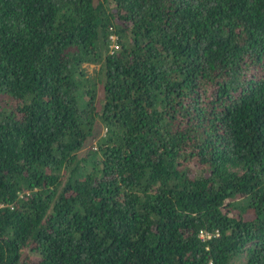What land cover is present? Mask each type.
<instances>
[{"label": "trees", "instance_id": "obj_1", "mask_svg": "<svg viewBox=\"0 0 264 264\" xmlns=\"http://www.w3.org/2000/svg\"><path fill=\"white\" fill-rule=\"evenodd\" d=\"M239 260L264 264V0H0V264Z\"/></svg>", "mask_w": 264, "mask_h": 264}, {"label": "rangeland", "instance_id": "obj_2", "mask_svg": "<svg viewBox=\"0 0 264 264\" xmlns=\"http://www.w3.org/2000/svg\"><path fill=\"white\" fill-rule=\"evenodd\" d=\"M95 68L97 69L98 67L97 66L94 67L93 65H87V69L89 72H92L93 69H95ZM91 143H92V141H90L87 145H90ZM242 263H243L242 260L237 261V264H242Z\"/></svg>", "mask_w": 264, "mask_h": 264}, {"label": "built area", "instance_id": "obj_3", "mask_svg": "<svg viewBox=\"0 0 264 264\" xmlns=\"http://www.w3.org/2000/svg\"><path fill=\"white\" fill-rule=\"evenodd\" d=\"M114 38H115V37H113V36L111 37L112 40H114ZM113 46H114L115 48L117 47L116 44H113Z\"/></svg>", "mask_w": 264, "mask_h": 264}]
</instances>
